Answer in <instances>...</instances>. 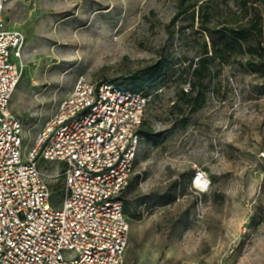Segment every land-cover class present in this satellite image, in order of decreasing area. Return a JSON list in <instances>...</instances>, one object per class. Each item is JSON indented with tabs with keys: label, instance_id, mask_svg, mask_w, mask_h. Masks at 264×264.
I'll list each match as a JSON object with an SVG mask.
<instances>
[{
	"label": "rangeland",
	"instance_id": "374dc122",
	"mask_svg": "<svg viewBox=\"0 0 264 264\" xmlns=\"http://www.w3.org/2000/svg\"><path fill=\"white\" fill-rule=\"evenodd\" d=\"M180 2L11 1L7 23L26 38L11 110L30 145L82 77L145 91L148 134L123 193L126 264H264V67L236 52L211 64L193 89L189 66L209 41L200 7L218 30L238 7L184 0L190 10L179 15ZM247 3L264 12V0ZM156 62L165 75L150 83L145 70Z\"/></svg>",
	"mask_w": 264,
	"mask_h": 264
},
{
	"label": "built area",
	"instance_id": "2783aa9c",
	"mask_svg": "<svg viewBox=\"0 0 264 264\" xmlns=\"http://www.w3.org/2000/svg\"><path fill=\"white\" fill-rule=\"evenodd\" d=\"M11 1L0 0V264H126L130 220L121 197L151 96L82 77L26 143L11 110L26 39L7 23Z\"/></svg>",
	"mask_w": 264,
	"mask_h": 264
},
{
	"label": "trees",
	"instance_id": "16d2710c",
	"mask_svg": "<svg viewBox=\"0 0 264 264\" xmlns=\"http://www.w3.org/2000/svg\"><path fill=\"white\" fill-rule=\"evenodd\" d=\"M183 1L180 2L179 15L186 14L190 10V8H183ZM236 2L238 9L230 11L227 24L223 25L220 30L217 29L215 24L211 27V25H208L209 23L203 20V10L206 5L200 7L201 28L207 34L209 41H204L202 48L199 50L200 54L197 62L189 66L190 81H194L193 89L197 86V82L201 81V76L211 64L215 63L216 60L223 63L225 59L227 60L236 52L247 53L251 59H260L261 65L264 67V12L262 8L254 4L248 6L247 0H236ZM209 47L212 51L209 50ZM164 69L162 62H156L148 66L145 70L148 75L147 81L151 83L162 78L165 75ZM188 91L184 90L183 94L187 95ZM200 95L202 94L199 93L198 96ZM144 125L145 122H143L141 129L142 137L144 134H148L144 131ZM131 184L132 180L129 187ZM121 199L124 202V207L127 208L123 195ZM126 208L125 212L127 214Z\"/></svg>",
	"mask_w": 264,
	"mask_h": 264
},
{
	"label": "bare ground",
	"instance_id": "6f19581e",
	"mask_svg": "<svg viewBox=\"0 0 264 264\" xmlns=\"http://www.w3.org/2000/svg\"><path fill=\"white\" fill-rule=\"evenodd\" d=\"M201 184H205V181H202Z\"/></svg>",
	"mask_w": 264,
	"mask_h": 264
}]
</instances>
